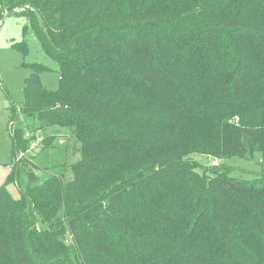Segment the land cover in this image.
Wrapping results in <instances>:
<instances>
[{"label":"trees","instance_id":"trees-1","mask_svg":"<svg viewBox=\"0 0 264 264\" xmlns=\"http://www.w3.org/2000/svg\"><path fill=\"white\" fill-rule=\"evenodd\" d=\"M4 8L25 15L59 72L48 90L46 67L29 64L11 108V154L35 137L23 138L21 114L35 135L71 131L81 158L65 164L70 178L48 175L17 198L6 189L13 160L0 186V264H264V170L241 179L224 163L264 155V0ZM53 139H41L44 150Z\"/></svg>","mask_w":264,"mask_h":264},{"label":"rangeland","instance_id":"rangeland-1","mask_svg":"<svg viewBox=\"0 0 264 264\" xmlns=\"http://www.w3.org/2000/svg\"><path fill=\"white\" fill-rule=\"evenodd\" d=\"M38 22L40 16L36 14ZM27 26V28H25ZM24 44L25 51L18 48ZM30 63H40L46 68L39 73L42 85L48 90H55L59 84L57 63L49 58L41 49L33 30L28 26L25 15L16 13L15 10H0V186L9 175L13 160L17 161V171L13 173L14 182L8 183L6 189L14 197H19L20 190H25L27 185H40L48 175L59 176L61 179L70 178L65 164L73 163L81 158V144L66 128L48 126L38 130L35 135L31 125L37 122L25 119L20 114L16 125L20 124L25 130L35 137L29 140L25 150L11 154L12 128L9 122L11 108L19 109L23 101V86L25 79L30 75ZM24 123L26 125L24 126ZM53 135V143L43 149V143L35 142L36 137L44 138ZM28 139L29 137H24ZM35 140V141H34ZM192 160L202 166L218 164L220 160L201 154L191 155ZM25 167H22V164ZM224 163L232 166L230 174L236 178L250 179L264 170V155L254 153L252 158L230 157ZM24 168L32 169L37 177L33 183H28L23 173ZM66 171V172H65ZM201 172L200 169H198ZM66 174V175H65ZM70 236L67 242L70 243Z\"/></svg>","mask_w":264,"mask_h":264},{"label":"built area","instance_id":"built-area-1","mask_svg":"<svg viewBox=\"0 0 264 264\" xmlns=\"http://www.w3.org/2000/svg\"><path fill=\"white\" fill-rule=\"evenodd\" d=\"M20 10H23V8H20ZM15 11H18V10H15ZM25 137H30V134H29V133H25ZM41 139H42V138H38V137H36V139H35L36 141L34 140L35 142H33V143L31 144V146L34 145L36 142H41Z\"/></svg>","mask_w":264,"mask_h":264}]
</instances>
